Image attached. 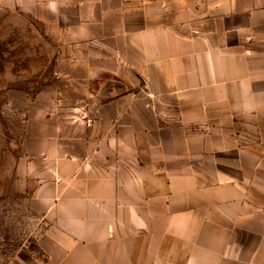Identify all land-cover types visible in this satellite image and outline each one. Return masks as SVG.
Returning a JSON list of instances; mask_svg holds the SVG:
<instances>
[{"label": "crops", "instance_id": "1", "mask_svg": "<svg viewBox=\"0 0 264 264\" xmlns=\"http://www.w3.org/2000/svg\"><path fill=\"white\" fill-rule=\"evenodd\" d=\"M8 1L71 40H111L106 72L144 84L73 105L30 157L74 264H264V0ZM91 60L75 61L86 79Z\"/></svg>", "mask_w": 264, "mask_h": 264}, {"label": "rangeland", "instance_id": "2", "mask_svg": "<svg viewBox=\"0 0 264 264\" xmlns=\"http://www.w3.org/2000/svg\"><path fill=\"white\" fill-rule=\"evenodd\" d=\"M238 1L240 7L248 2ZM10 2L0 0V264H74L77 258L66 254L73 247L57 238L60 231L53 214L32 197L42 163L30 157L38 154L55 125L70 126L67 121L76 119L69 109L73 105L113 101L117 96L133 100L144 84H138L130 70H118L117 62L110 66L114 75L106 72V55L117 49L111 40L100 45L71 40L68 31L48 29L56 26L47 21L51 16L26 14ZM207 23L246 21L237 15L208 14ZM130 55L134 58L133 52ZM84 57L101 69L91 79L83 76L85 63L75 62ZM112 78L119 83L106 84ZM120 83L124 93L107 99L106 88ZM241 130L246 128L239 126ZM259 133L264 135V125L256 127Z\"/></svg>", "mask_w": 264, "mask_h": 264}, {"label": "water", "instance_id": "3", "mask_svg": "<svg viewBox=\"0 0 264 264\" xmlns=\"http://www.w3.org/2000/svg\"><path fill=\"white\" fill-rule=\"evenodd\" d=\"M118 82V81H116V80H114L113 78L112 79H106V84H108L109 82ZM119 83V82H118ZM118 83H116V84H118ZM119 87H117V88H110V87H107L106 88V98L108 99V98H111V97H113V96H115L116 94H121V93H124V91H125V86L124 87H121V83L118 85ZM120 87H121V89L123 90H121L120 89ZM116 89L117 90H121V92H118V91H116ZM101 90H103L102 88H101ZM100 90V91H101Z\"/></svg>", "mask_w": 264, "mask_h": 264}]
</instances>
